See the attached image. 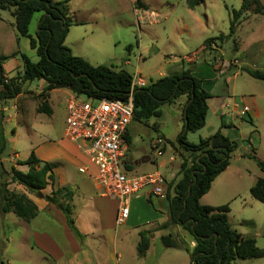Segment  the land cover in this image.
<instances>
[{"label": "rangeland", "instance_id": "1", "mask_svg": "<svg viewBox=\"0 0 264 264\" xmlns=\"http://www.w3.org/2000/svg\"><path fill=\"white\" fill-rule=\"evenodd\" d=\"M259 1L264 7V0ZM142 2L145 9L155 14L153 19L138 22L128 0H70L67 18L73 25L69 28L64 45L73 55L83 58L93 66L104 65L123 70L132 77L137 73L146 82V86L160 77L179 72L181 65L175 62L185 56L195 58V64H183L185 70L195 71L197 66L205 63L206 69L211 72L216 65L218 70L226 73L216 72L214 87L209 92L213 100L210 101L205 125L196 132L188 133L187 141L197 144L199 139L210 137L219 128L217 99H235L239 110L244 105L249 106L251 112L243 118L235 115L232 104L225 109L228 112L225 121L234 125L230 136L233 141L238 142V148L231 155L229 169L211 186L205 202L211 206L228 204L231 227L243 237L254 238L256 246L262 248L264 204L255 200L249 190L258 178H264V173L246 155H254L258 161L264 163V83L252 79L240 69L249 67L264 70V15L255 14L254 6L245 14L246 18L238 26L234 37L236 51L233 50V39H226L221 45L216 43L201 52L199 49L206 39L220 34L228 35L230 10L239 9L242 0H205L194 9L188 8L186 0ZM39 16L40 14H35L29 25V35L32 37ZM0 56L8 57L4 62L7 71L15 62L18 65L8 74L4 72L7 80L20 78L23 71L22 56L32 62L37 60L35 51L29 46V39L17 35L14 19L8 11L2 10ZM125 61L129 64L125 65ZM201 76L204 77L203 74ZM194 77L199 78L197 75ZM44 83L43 80H35L28 87L22 86L23 95L16 109L18 116L5 125L6 143L0 144V190L6 188L10 193H23L21 186L11 183L9 161L14 158V154L24 161L32 151L42 155L49 143L67 141L64 133V101L69 90H57L49 94L47 104L51 114L38 113L37 108L42 100L39 92ZM37 93L38 96L34 95ZM179 100V112L175 105L165 104L160 108L159 117H152L146 122L133 120L129 129L128 152L131 165L135 161L149 159L148 162L136 166L134 173L145 174L157 170L166 180V191L167 187L174 186L177 176L180 178L177 172L182 159L190 160L192 156L184 152L177 141L182 132L185 98L181 97ZM158 139L162 140L161 144L156 143ZM97 202L98 226H104L108 238L91 239L89 242L78 240L91 263L143 264V259L136 253L139 238L134 230H128L125 225L116 227L113 224L115 202L105 198L98 199ZM150 205L154 209L159 208L155 200ZM1 206L0 197V264H55L46 258L41 248L30 243L28 233L22 225L23 221L12 214H3ZM81 207L78 201L74 203L76 214L82 212ZM134 217L135 223L139 222L141 229H154L157 226L151 222L145 224L144 221L151 219L145 208L137 209ZM4 219L7 221L4 222ZM246 221L252 222L253 226L244 225L243 222ZM174 230L179 231L175 236L172 233ZM48 233L58 245L66 248L67 245L62 242V230L57 231L52 227ZM168 233L178 237L183 246H194L190 243L187 232L179 227H172L153 234L149 255L156 250V246H160V235ZM180 254L181 260L177 264H190L189 256L184 251ZM241 262L243 261L237 260L235 264H242ZM162 264L169 262L162 260Z\"/></svg>", "mask_w": 264, "mask_h": 264}, {"label": "trees", "instance_id": "2", "mask_svg": "<svg viewBox=\"0 0 264 264\" xmlns=\"http://www.w3.org/2000/svg\"><path fill=\"white\" fill-rule=\"evenodd\" d=\"M204 1L186 0V3L188 8L194 9ZM69 2L70 0H0V10L10 13L17 35L29 39V46L37 57V60L32 62L22 56L23 71L20 78L7 80L4 78L3 64L8 57L0 56V102L20 95L23 85L43 80L45 87L40 93L42 100L37 108L38 113L51 114L47 104L49 93L65 89L78 96L99 100L126 102L131 96L134 106L133 120L146 122L152 117L160 116L162 105L172 104L184 97L182 132L177 141L180 148L192 156L190 160L182 159L178 171L180 178L173 187H167V221L152 230L138 232L137 256H145L154 232L179 227L187 232L194 242L192 251L188 253L190 264H234L236 260L264 259V247L258 248L254 238L243 237L231 227L227 216L228 204L210 207L199 203L201 197L210 190L216 177L229 166L231 155L238 148V142L223 136L220 129L207 139H199L197 144L187 141L188 133L196 132L205 125L207 100L211 95L202 88L203 81L192 76L193 69L183 68L177 73L158 78L145 87L131 89L132 76L128 72L104 65L93 66L83 58L73 55L64 45L69 28L73 25L67 18ZM252 6L255 14L264 15V7L259 0H242L239 9L230 10L228 35L220 34L215 38L206 39L203 43L204 49L216 43L221 45L226 39H233V50L236 51V30ZM35 14L40 16L32 37L29 35V25ZM15 55L16 53L11 57ZM240 70L252 79L264 83V71L249 67H242ZM3 118L0 111V144L5 145ZM125 141L129 145L128 132ZM248 143L250 145L249 140ZM246 157L253 159L264 173L263 162L258 161L254 155ZM17 165L26 166L27 171L21 172L12 167L9 171L11 183L21 186L24 192L15 194L6 188L0 190L1 212L11 213L29 223L38 214L37 206L27 196L32 195L60 210L72 234L82 240V234L74 225L71 205L73 192L67 187H61L52 190L49 195L42 193L47 186H53L54 169L57 165L39 160L33 151L26 160L18 161ZM133 168L131 164L125 165L128 171H133ZM249 193L255 200L264 204V178H258ZM243 224L253 226L249 221ZM160 243L165 249L187 251L171 233L162 235Z\"/></svg>", "mask_w": 264, "mask_h": 264}, {"label": "crops", "instance_id": "3", "mask_svg": "<svg viewBox=\"0 0 264 264\" xmlns=\"http://www.w3.org/2000/svg\"><path fill=\"white\" fill-rule=\"evenodd\" d=\"M203 50H204V46H201L199 51L202 52ZM190 58L191 59L188 61L181 59L179 61H176L175 63H180L181 69H183L184 63L189 64V65L193 63L195 64V58L191 56ZM124 64L127 65L129 63L125 61ZM17 67L18 65L15 62L14 65L9 69V71H7L3 64V69L6 74H8L9 72H12L13 69ZM206 67L207 65L205 63L200 66H197L196 70L192 72V76L193 77L194 75L199 76V78L197 79H200L203 81L202 88L206 92L209 93L210 90H212V87H214L215 80H216V77H215L216 72H219L220 74H226V73L224 71L218 70V66L216 65H215V69H213L212 72L210 70H207ZM202 74L204 77L201 76ZM29 84L30 83H27L24 86L28 87ZM44 87H45V83L41 87V91L39 93L42 92ZM61 90H65V89H61ZM54 91H57V90H54ZM54 91H51L49 94H51ZM39 93L34 94V95L38 96ZM22 95H23V91L20 95L16 96L13 99L0 102V111L3 113V116H4L3 123H2V131H3V137L5 140V143H6L5 134H4L5 125L9 123L13 117L18 116V112L16 111L17 103L21 99ZM227 96L229 95L227 94ZM229 98L230 97L217 99L219 100V102L216 108V113L219 114L218 116L220 119V126L219 128H217V130L220 129V132L223 136L229 138L230 140H233V137L230 136V131L234 129V125L230 123L229 121L227 122L225 121V117L228 114V112H225V109H228L230 107V104H232V108H233L232 111L239 118L248 116V114L251 112V109L249 108V106L244 105L242 109L239 110L238 109L239 107L236 104L235 99H229ZM211 100H213V98H210L207 100L208 110L210 109ZM10 101H13V103L10 104ZM179 101L180 100L178 99L172 103L173 105H175V107H177L176 109L178 110V112H179V109H178ZM47 103H48V99H47ZM9 110H11V113H9ZM131 124L129 125L128 133H129ZM160 137L166 140L163 137V135H161ZM65 139L68 142L60 141L58 143H49L46 151L42 153V155H38L37 153H35L36 157L39 160L43 162L54 163L57 165V167L54 169L55 181H54L53 186L51 185L47 186L46 189L43 190L42 193L44 195H49L52 190H55L61 187H67L68 189H70L73 192V198H72L71 205L73 207L72 212H73L74 225L77 228V230L80 232V234H82L84 241L89 242L91 239L108 238V235L106 233L107 231L104 228V226L101 225L100 228L98 226L99 223H98L97 209L99 210V207H98L97 201L98 199H102L103 197L100 196L99 191L96 189L94 182L92 180V177L90 176L91 168L87 160V157L83 153V151L78 147L77 144L69 141L66 137ZM127 155L129 157V152ZM26 159L27 158H25V160ZM129 160H130V157H129ZM16 161H21V160H19L17 158V155L14 154V158H12L9 161L10 168L13 167L16 170H19L21 172H26L27 167L18 166L16 164ZM131 162L132 161L130 160V163ZM133 167H134L133 171H135L136 166L133 165ZM229 167H230V164L223 173H221L218 177H216V179L212 182L211 186L214 184L217 178H219L222 174H224L229 169ZM84 168L88 169V171L83 173L80 171V169H84ZM176 178H177L176 180L179 179L178 176ZM208 195H209V191L208 193H206L204 196L201 197V199L199 200L200 205L217 207V206L207 205L209 203L205 202V200L207 199ZM27 196L38 208L37 216L29 223H26L23 221V224H22L24 225V228L26 232L28 233L27 236L30 238V243L36 247L41 248L46 258L55 264H58L59 262H61V264H92L91 259L89 258L87 252L84 249H82V247L78 243V239L72 234V232L68 228L64 214L60 210H58L55 206L48 204L43 199H37L33 197L32 195H28V194ZM82 198L84 199L80 201V199ZM153 200H155L156 205L159 207L158 209H154L153 206L150 205ZM76 201H78L82 205L81 207L82 212L79 214H76L74 210V203ZM139 208H145L148 214L150 215L149 218H151L150 219L151 221L146 220L144 221L145 224H149L151 222V223L157 224L158 226L164 223L165 221H167L168 219L167 206L164 204V200L145 198V197H139V198L133 199L130 204L129 218L124 225L126 228H128V230H134V233L137 237H138V232L141 230H152L148 228L141 229L139 228V225H138L139 222L135 223L134 215L137 209ZM115 212H116V203H115V209L113 212V224H114ZM8 214H11V213H8ZM131 216H132V220H131ZM6 221L4 219V222ZM228 221H229V218H228ZM52 227L56 229L57 231H60V230L63 231L64 237L62 236L61 237H62L63 244L67 245L65 249H63L64 247L62 248L60 245H58L53 240V238L49 235L48 231H51ZM176 232L179 233V231L177 230H174V232H172L174 236ZM161 236L162 235H160V237ZM182 237L184 236H181V238ZM176 239L181 242V240H179L178 237ZM190 243L194 245V242L192 240H190ZM183 247L187 249V251H185L184 249H165L160 244V246H156V250H154L153 253L151 252L152 254L149 255L151 248H152V238H151L149 249L146 252L145 256L142 258L144 261L143 264H162V260H165L167 263L169 262V264H177V262H180L181 260L180 252L184 251L188 255V253L192 251V248L194 246H191V247L183 246ZM169 251H172V252H169ZM46 258L43 257V259H46ZM241 263L242 264L243 263L245 264H264V259L245 260Z\"/></svg>", "mask_w": 264, "mask_h": 264}, {"label": "built area", "instance_id": "4", "mask_svg": "<svg viewBox=\"0 0 264 264\" xmlns=\"http://www.w3.org/2000/svg\"><path fill=\"white\" fill-rule=\"evenodd\" d=\"M128 1L138 22L155 17L153 12L143 7L142 0ZM190 59L188 56L182 58ZM145 86L146 82L136 73L132 77L131 89ZM66 95L65 137L77 144L86 155L91 168L90 176L100 196L116 203L115 226L126 223L133 199L165 200L166 180L160 172L154 170L136 174L125 169L126 164H131L125 135L134 117L132 97L122 102L90 99L71 91ZM156 143L161 144L162 140L158 139ZM80 171L84 173L88 169Z\"/></svg>", "mask_w": 264, "mask_h": 264}, {"label": "water", "instance_id": "5", "mask_svg": "<svg viewBox=\"0 0 264 264\" xmlns=\"http://www.w3.org/2000/svg\"><path fill=\"white\" fill-rule=\"evenodd\" d=\"M148 158H144V159H142L141 161H135L134 163H133V165L134 166H137V165H139V164H142V163H146V162H148ZM188 194H189V192H188ZM164 204L167 206L168 205V201H167V199H165L164 200Z\"/></svg>", "mask_w": 264, "mask_h": 264}]
</instances>
